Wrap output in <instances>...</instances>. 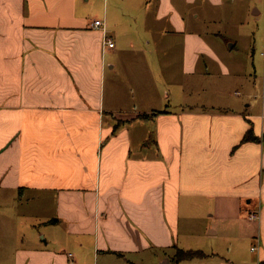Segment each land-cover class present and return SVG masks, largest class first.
I'll return each instance as SVG.
<instances>
[{"label": "crops", "instance_id": "1", "mask_svg": "<svg viewBox=\"0 0 264 264\" xmlns=\"http://www.w3.org/2000/svg\"><path fill=\"white\" fill-rule=\"evenodd\" d=\"M223 1L0 0V264H264V145L242 142L264 136V51L230 102L236 43L189 30ZM160 29L182 35L187 74L218 62L226 104L143 118L107 99L118 43L158 59Z\"/></svg>", "mask_w": 264, "mask_h": 264}, {"label": "rangeland", "instance_id": "2", "mask_svg": "<svg viewBox=\"0 0 264 264\" xmlns=\"http://www.w3.org/2000/svg\"><path fill=\"white\" fill-rule=\"evenodd\" d=\"M199 3V2H198ZM264 8V0H224L217 8L198 4V18L189 30H196L215 47H225L230 43H236L233 52L241 58L243 66L239 72L226 80L229 90L234 95L231 97L234 103L242 104L243 99L236 93L243 92L245 83L250 80L256 87L260 82V71L264 51V18L254 13V8ZM169 33V32H168ZM128 35H131L127 32ZM160 29V39L174 38V44L160 40V56L151 46L133 43L141 40L134 37H123L118 44L122 53L117 62V68L108 72L106 79V97L112 96L118 99L117 110L121 108L138 113L143 118L152 117L158 108H174L178 104L191 105H223L229 99L228 95L220 92L222 79L220 66L210 65L206 70L207 62L203 57L198 61L196 72L187 74L184 71L182 61V35L170 36ZM136 35V34H135ZM162 37V38H161ZM257 46L253 55L250 44ZM133 43L134 45H132ZM260 45H259V44ZM261 46V47H260ZM147 51H145V50ZM242 79L243 82H240ZM148 85V86H147ZM140 88H144L140 94ZM147 88V90L145 89ZM206 88H209L207 91ZM126 108V109H125ZM152 109V112H150ZM149 112V113H146ZM160 114V113H159ZM120 115V114H119ZM125 115L119 116V121L124 120Z\"/></svg>", "mask_w": 264, "mask_h": 264}, {"label": "trees", "instance_id": "3", "mask_svg": "<svg viewBox=\"0 0 264 264\" xmlns=\"http://www.w3.org/2000/svg\"><path fill=\"white\" fill-rule=\"evenodd\" d=\"M163 112L165 111L156 110L153 116L158 115L159 113H163ZM247 141L262 142L264 145V136L257 135L254 129L250 128L247 130V132L245 133L242 139V142H247ZM202 256H204V252L198 249H187V250L179 249L177 250V253H176L177 260L190 259V258L202 257Z\"/></svg>", "mask_w": 264, "mask_h": 264}, {"label": "built area", "instance_id": "4", "mask_svg": "<svg viewBox=\"0 0 264 264\" xmlns=\"http://www.w3.org/2000/svg\"><path fill=\"white\" fill-rule=\"evenodd\" d=\"M259 13H260V14L263 16V18H264V8H263V10H261ZM101 23H102V21H101L100 19H96V20L94 21V25H96V26H99ZM263 33H264V27H263ZM105 44H107L108 47H113V46H114V42L111 41V39L106 40V43H105ZM249 217L252 218V219H257V218L259 217V215H258L257 212H251V213L249 214ZM252 249H256V246L254 245V246L252 247Z\"/></svg>", "mask_w": 264, "mask_h": 264}]
</instances>
